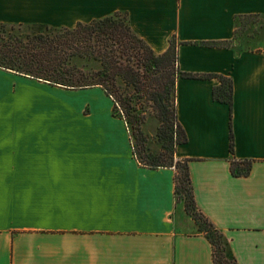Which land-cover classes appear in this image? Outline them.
Masks as SVG:
<instances>
[{
  "label": "crops",
  "instance_id": "1",
  "mask_svg": "<svg viewBox=\"0 0 264 264\" xmlns=\"http://www.w3.org/2000/svg\"><path fill=\"white\" fill-rule=\"evenodd\" d=\"M113 11L155 52L173 38L179 71L231 78L229 104L213 97L217 76L176 77L187 139L174 156L187 159L195 202L237 263L264 264V0H0L7 23L72 27ZM239 15L263 28L255 45H239ZM112 107L100 85L0 67V264H214L176 201L175 167L141 163ZM232 159H250L249 172H232Z\"/></svg>",
  "mask_w": 264,
  "mask_h": 264
},
{
  "label": "trees",
  "instance_id": "2",
  "mask_svg": "<svg viewBox=\"0 0 264 264\" xmlns=\"http://www.w3.org/2000/svg\"><path fill=\"white\" fill-rule=\"evenodd\" d=\"M250 16L236 17L235 36L238 28L243 27ZM208 43L228 44L227 41ZM176 57L173 38L164 51L155 52L134 32L128 14L124 11H113L86 22L78 21L72 27L0 21V67L70 88L100 85L112 97L114 114H117L120 103L124 107V118L127 124H132L130 137L136 158L150 166L175 167L176 201L183 202L185 210L211 242L214 264H238L223 233L195 202L187 159L174 156L176 145L187 139L177 118L176 77L217 76L220 81L212 88L213 97L229 104L232 101V80L218 73L179 71ZM122 84L130 87L131 92L123 94ZM143 95L152 101L156 111L158 124L155 135L161 143L159 150L145 152L139 146L143 131L132 112L130 99L132 96ZM230 148H233L232 135ZM250 166V159L231 161L232 172L236 174H247ZM224 250L228 251L227 254Z\"/></svg>",
  "mask_w": 264,
  "mask_h": 264
},
{
  "label": "rangeland",
  "instance_id": "3",
  "mask_svg": "<svg viewBox=\"0 0 264 264\" xmlns=\"http://www.w3.org/2000/svg\"><path fill=\"white\" fill-rule=\"evenodd\" d=\"M263 33V28L259 25V23H250V22H245L244 26L238 28V34H237V40L239 41V45L242 46H252L256 44L255 37L262 35ZM121 89L123 94H128L131 92L130 87H125V84L121 85ZM141 94V93H140ZM140 96V95H139ZM139 96H132L130 99V105L133 107L132 112L133 114L136 115L137 122L140 123V127L143 131L142 135V142L140 141L139 146L144 148V151L147 152L149 150H159L161 149L160 147V141L157 140L155 132H156V127L158 124V118L156 116V111L152 105V101L149 100L146 95H143L142 97ZM95 107L97 109H100L102 112L105 111L107 112V107H108V101L102 97H92ZM90 109L94 112L95 108L94 105L91 103L89 105ZM121 107V108H120ZM124 107L120 103L119 110L117 114L121 115L124 117ZM129 131L130 133L133 132L132 130V124L128 123ZM133 140L136 141V138L133 137ZM184 194H182V197ZM190 214V213H188ZM191 216V214H190ZM225 254L227 252L224 250Z\"/></svg>",
  "mask_w": 264,
  "mask_h": 264
}]
</instances>
